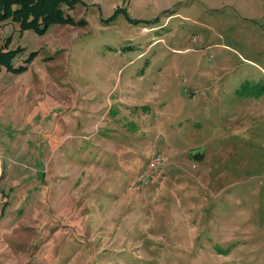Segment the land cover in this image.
<instances>
[{"label":"rangeland","instance_id":"rangeland-1","mask_svg":"<svg viewBox=\"0 0 264 264\" xmlns=\"http://www.w3.org/2000/svg\"><path fill=\"white\" fill-rule=\"evenodd\" d=\"M78 2L0 22V264H264V0Z\"/></svg>","mask_w":264,"mask_h":264},{"label":"trees","instance_id":"trees-1","mask_svg":"<svg viewBox=\"0 0 264 264\" xmlns=\"http://www.w3.org/2000/svg\"><path fill=\"white\" fill-rule=\"evenodd\" d=\"M78 3V0H0V22L9 19L19 25L20 31L31 30L39 35L48 26L68 22L60 9Z\"/></svg>","mask_w":264,"mask_h":264},{"label":"built area","instance_id":"built-area-1","mask_svg":"<svg viewBox=\"0 0 264 264\" xmlns=\"http://www.w3.org/2000/svg\"><path fill=\"white\" fill-rule=\"evenodd\" d=\"M164 165V159L157 152L152 153L147 159L143 171L139 174L136 184L139 187L147 186Z\"/></svg>","mask_w":264,"mask_h":264},{"label":"crops","instance_id":"crops-1","mask_svg":"<svg viewBox=\"0 0 264 264\" xmlns=\"http://www.w3.org/2000/svg\"><path fill=\"white\" fill-rule=\"evenodd\" d=\"M146 164V163H145ZM167 166V165H166ZM165 165H163L162 167H161V169L159 170V172L155 175V177H154V179L147 185V186H149V185H151V184H154V182L156 183V182H158L159 180L158 179H160L161 178V173L165 170V167H166ZM145 167V166H144ZM144 169V168H143ZM143 169L141 170V172L143 171ZM140 172V173H141ZM139 173V174H140ZM138 174V175H139ZM137 175V174H136ZM168 175V174H167Z\"/></svg>","mask_w":264,"mask_h":264}]
</instances>
